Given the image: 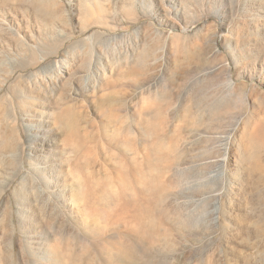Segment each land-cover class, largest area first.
Here are the masks:
<instances>
[{
    "label": "rangeland",
    "instance_id": "374dc122",
    "mask_svg": "<svg viewBox=\"0 0 264 264\" xmlns=\"http://www.w3.org/2000/svg\"><path fill=\"white\" fill-rule=\"evenodd\" d=\"M0 138V264H264V0H0Z\"/></svg>",
    "mask_w": 264,
    "mask_h": 264
},
{
    "label": "bare ground",
    "instance_id": "6f19581e",
    "mask_svg": "<svg viewBox=\"0 0 264 264\" xmlns=\"http://www.w3.org/2000/svg\"><path fill=\"white\" fill-rule=\"evenodd\" d=\"M1 138H0V150L3 149L2 147L3 142L1 141L2 140ZM117 260H118V264H157L155 263L156 262L155 258L154 259H144L143 257H141L139 254H137L134 251H122L121 254L118 256Z\"/></svg>",
    "mask_w": 264,
    "mask_h": 264
}]
</instances>
